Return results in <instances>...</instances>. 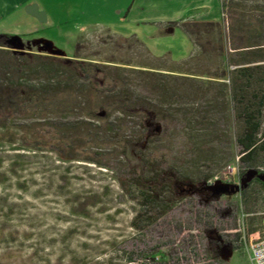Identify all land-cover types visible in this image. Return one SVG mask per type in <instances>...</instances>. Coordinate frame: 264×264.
<instances>
[{
  "label": "rangeland",
  "instance_id": "rangeland-1",
  "mask_svg": "<svg viewBox=\"0 0 264 264\" xmlns=\"http://www.w3.org/2000/svg\"><path fill=\"white\" fill-rule=\"evenodd\" d=\"M37 1L49 23L16 32L24 46L10 48L97 66L89 73L92 86L131 94L146 110L131 109L127 127L138 132L148 120L154 137L146 149L143 141L123 147L107 139L116 112L103 119L84 118L82 110L48 111L43 119L14 115L11 127L0 129V264H250L247 246L264 226V186L250 181L217 193L211 185H240L242 171L264 168V151L252 166L240 161L235 135L244 104L222 90L234 68L230 63L227 71L228 62L242 58L231 55L232 47L264 43V0ZM194 15L216 20L186 18ZM22 19L0 27L20 29ZM183 22L197 23L190 27L198 34H187ZM247 87L264 96V67ZM256 106L263 128L264 97ZM79 125L104 137L100 147L72 148L97 162L64 160L69 147L57 137ZM136 183L153 186L142 191ZM205 184L209 194L196 190ZM224 245L232 248L226 263Z\"/></svg>",
  "mask_w": 264,
  "mask_h": 264
},
{
  "label": "trees",
  "instance_id": "trees-1",
  "mask_svg": "<svg viewBox=\"0 0 264 264\" xmlns=\"http://www.w3.org/2000/svg\"><path fill=\"white\" fill-rule=\"evenodd\" d=\"M207 23L212 24V22ZM192 24L197 26L195 22H183L182 28L189 35L195 36L198 34V30L195 29L196 26L191 28L190 26H192ZM9 36V34L0 33L1 130H8L13 120L17 117L14 115L20 112H23L25 117L34 119H43L42 114L48 111L78 114V111L82 110L85 114L81 116L87 119L95 117L103 119L106 115L111 116L112 113L116 112L117 118L108 122V127L105 128V133L107 132L108 134L112 132V135H106V138L114 140L123 147H127L130 142L141 143L143 141L144 145L141 149L147 148L150 139L154 137L150 134V129L147 124L148 120L139 123L141 126L140 131L131 133L127 127L129 120L125 119L133 114L131 109H138V114H140L139 111L143 113L146 109L144 108V110H142L138 108L136 102H133L132 95L126 94V91L116 90L115 88L107 89L105 85H97L98 83H96V86H92L93 82H89L91 78L89 73H94L96 70L98 71L99 68H97V66L91 63L77 62L74 60H70L66 63L62 62V59L52 55L13 50L4 43L5 39ZM197 43L198 42L195 41L194 44ZM263 45L264 43H252L246 46L232 47L230 52L232 53L231 55H240L242 58L239 60H230V62H228L226 66L227 71H229L230 63L234 65V68L229 71V82L226 83L222 81V83L226 85V88L223 87L222 90L230 91L229 95L231 98H235L237 101L244 104L243 110L241 111L243 126L236 132L235 142L240 147V161L246 163L248 166H252L255 158L260 152L264 151V127L262 128L260 118L261 108L256 106V103L259 106L261 105L264 96H259L261 93L260 88H253L250 94L246 89L248 88L247 83H251L255 74H258V71L264 67ZM223 55L224 58L228 57V53ZM149 74L154 75L156 72L150 71ZM216 77L222 78V76ZM194 78L195 77H190L186 79L196 80ZM86 82H89V84H86ZM113 83H117V79H115ZM159 89L163 90L164 87L159 86ZM253 97L258 99L257 102L250 99ZM96 107H98L99 110H95ZM103 107L108 108V114H106V110L102 109ZM102 111L104 113L100 114ZM75 123L78 124V122ZM81 127L82 125L74 127L72 132L62 133L60 134L61 136L57 137V140H61L69 147V154L65 156L66 158H64V160H80L82 158L80 154L73 152L72 148L75 144L97 143L96 147H100V143L103 142L104 137L95 132L90 133L87 132L88 130L83 131ZM46 135H50L52 138L54 132H46ZM15 148L20 149L24 147L16 146ZM126 154L129 153L126 152ZM82 159L90 162H97L88 156ZM256 169L264 173L263 167ZM157 171V168L151 169L153 174L159 175ZM245 172L242 171L239 177L240 180ZM253 181L264 186V181L256 177L252 179L251 182ZM136 185H138L142 191H148V189H152L153 186L152 184L144 185L141 183H136ZM244 190L245 189H242L241 193H243ZM143 198L150 202L152 201L151 194H145ZM245 229H247L248 233L253 231L249 227H244V230ZM210 257L214 259L216 256ZM128 259L130 262L132 261L131 257ZM189 264H215V262L207 261ZM216 264H220L218 260Z\"/></svg>",
  "mask_w": 264,
  "mask_h": 264
},
{
  "label": "crops",
  "instance_id": "crops-1",
  "mask_svg": "<svg viewBox=\"0 0 264 264\" xmlns=\"http://www.w3.org/2000/svg\"><path fill=\"white\" fill-rule=\"evenodd\" d=\"M19 18L24 19V24L20 29H1L0 33L17 35L16 32L20 34H27L39 31L43 26L49 23L48 13L42 9V5L37 0H0V25L1 22L6 19L17 20ZM185 19V17H183ZM186 18H194L196 20H216L214 17H196L195 15L188 16ZM22 19V20H23ZM188 34V33H187ZM19 35V34H18ZM22 41L24 39L20 37ZM35 39V38H34ZM37 43L41 41L42 44H46L52 47V42L49 40H44L43 38H37L35 40ZM25 41H31L25 40ZM53 49V47L51 48ZM231 257V256H230ZM230 257L225 260V263L230 260Z\"/></svg>",
  "mask_w": 264,
  "mask_h": 264
},
{
  "label": "water",
  "instance_id": "water-1",
  "mask_svg": "<svg viewBox=\"0 0 264 264\" xmlns=\"http://www.w3.org/2000/svg\"><path fill=\"white\" fill-rule=\"evenodd\" d=\"M7 44L9 47H19L23 48L24 44L21 40V38L17 35H11L7 39ZM104 112H100V114H103ZM258 178L259 180L264 181V173L259 172L258 169L256 168H249L244 175L241 178V184H235V185H228V184H213L211 185L212 189L216 191L217 193L219 192H236L241 188L246 187L250 181L254 178ZM232 255V248L227 247L226 245L223 246L222 248V254L221 257L222 259L226 260Z\"/></svg>",
  "mask_w": 264,
  "mask_h": 264
},
{
  "label": "built area",
  "instance_id": "built-area-1",
  "mask_svg": "<svg viewBox=\"0 0 264 264\" xmlns=\"http://www.w3.org/2000/svg\"><path fill=\"white\" fill-rule=\"evenodd\" d=\"M231 172H236V166H229ZM241 239L246 243V234L245 231L241 235ZM250 250L249 258L250 264H264V226L262 232L256 236L253 240L250 241L247 246Z\"/></svg>",
  "mask_w": 264,
  "mask_h": 264
},
{
  "label": "flooded vegetation",
  "instance_id": "flooded-vegetation-1",
  "mask_svg": "<svg viewBox=\"0 0 264 264\" xmlns=\"http://www.w3.org/2000/svg\"><path fill=\"white\" fill-rule=\"evenodd\" d=\"M169 181H170V178H167ZM167 180V181H168ZM176 182V181H175ZM206 186H199L196 190L197 191H200L201 193H206V194H209V190H208V185L207 184H205ZM219 246H217V248H218ZM220 250V249H219Z\"/></svg>",
  "mask_w": 264,
  "mask_h": 264
}]
</instances>
